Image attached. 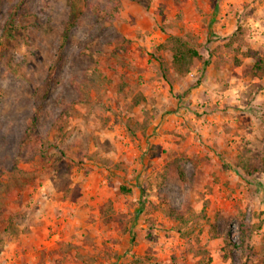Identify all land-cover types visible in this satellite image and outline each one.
Segmentation results:
<instances>
[{
    "label": "rangeland",
    "instance_id": "374dc122",
    "mask_svg": "<svg viewBox=\"0 0 264 264\" xmlns=\"http://www.w3.org/2000/svg\"><path fill=\"white\" fill-rule=\"evenodd\" d=\"M115 2L0 0V264H264V0ZM171 35L209 63L175 77Z\"/></svg>",
    "mask_w": 264,
    "mask_h": 264
},
{
    "label": "trees",
    "instance_id": "16d2710c",
    "mask_svg": "<svg viewBox=\"0 0 264 264\" xmlns=\"http://www.w3.org/2000/svg\"><path fill=\"white\" fill-rule=\"evenodd\" d=\"M85 3L88 0H83ZM121 6L120 0H116L114 3L113 9L116 13H118V9ZM75 14V13H74ZM77 21L76 18L71 19L66 24V30L64 35V41L61 43V46L64 47L65 45V39L67 38V35L69 33V30L73 27L75 22ZM236 35L232 37V40L235 38ZM159 48H163L169 52L171 55V67L172 71L175 77L177 78H184L187 76L190 71L192 70V67L196 60L201 61L204 65H207L208 59L205 58V56L200 51V43H198L194 37L192 36H181V35H171L169 36L166 41L158 46ZM254 55H257L256 51L250 50ZM163 61V60H162ZM264 70V60L256 56V62L251 70V74L253 76L258 75V73L263 72ZM169 71V68H166V73H164V77L169 80V77L167 75V72ZM171 84V81L169 82ZM104 85V80L102 79V75L97 69H93L92 71H85L83 72L82 76L79 78L77 82L74 83L75 89L78 92L79 96L76 101L66 103L59 116L54 122V127H58L60 124H64L69 117L72 115L74 111L75 103H83L88 100L90 92L94 89L99 91ZM36 125H37V118L34 116L28 121L27 130L24 132L23 138L20 142V152L26 147H29L30 145L26 143V140L31 135H34V137L37 139L33 145L30 146V152L32 153V156H43L45 152L44 148V138L36 131ZM29 145V146H27ZM20 155L16 156L13 160V165L10 168V171H16L18 173H23V170L19 167V163L21 162ZM245 163V164H244ZM241 164V167L249 174L253 173L254 171H257L258 169L252 168L250 164H246L244 162ZM250 163V160L248 161ZM4 173V169L0 168V175ZM180 178L182 180H185L184 171L180 170L179 172ZM1 185H3L2 182H0V203H1V196L3 189L1 188ZM124 191H127L125 187H122ZM169 213L172 214L173 217H177L176 210L170 208Z\"/></svg>",
    "mask_w": 264,
    "mask_h": 264
}]
</instances>
